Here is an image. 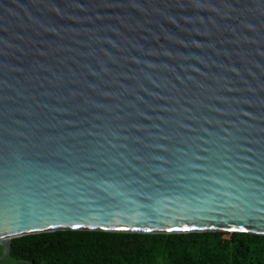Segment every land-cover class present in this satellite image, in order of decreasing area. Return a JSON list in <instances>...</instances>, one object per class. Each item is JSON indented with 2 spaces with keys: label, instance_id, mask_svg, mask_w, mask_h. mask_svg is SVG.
Segmentation results:
<instances>
[{
  "label": "water",
  "instance_id": "1",
  "mask_svg": "<svg viewBox=\"0 0 264 264\" xmlns=\"http://www.w3.org/2000/svg\"><path fill=\"white\" fill-rule=\"evenodd\" d=\"M241 228L264 236V0H0V262Z\"/></svg>",
  "mask_w": 264,
  "mask_h": 264
},
{
  "label": "trees",
  "instance_id": "2",
  "mask_svg": "<svg viewBox=\"0 0 264 264\" xmlns=\"http://www.w3.org/2000/svg\"><path fill=\"white\" fill-rule=\"evenodd\" d=\"M6 260L10 264H264V236L58 231L13 239Z\"/></svg>",
  "mask_w": 264,
  "mask_h": 264
},
{
  "label": "snow or ice",
  "instance_id": "3",
  "mask_svg": "<svg viewBox=\"0 0 264 264\" xmlns=\"http://www.w3.org/2000/svg\"><path fill=\"white\" fill-rule=\"evenodd\" d=\"M75 227L76 228H79L80 227V225H75ZM169 231L171 232V231H173L172 229H169ZM185 231H187V229H185ZM230 231L231 232H233V233H235V232H245V231H247V229H243V228H241V229H230Z\"/></svg>",
  "mask_w": 264,
  "mask_h": 264
},
{
  "label": "rangeland",
  "instance_id": "4",
  "mask_svg": "<svg viewBox=\"0 0 264 264\" xmlns=\"http://www.w3.org/2000/svg\"><path fill=\"white\" fill-rule=\"evenodd\" d=\"M0 264H10V262H9L8 260L4 259V260H2V261L0 262Z\"/></svg>",
  "mask_w": 264,
  "mask_h": 264
}]
</instances>
